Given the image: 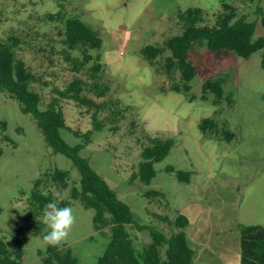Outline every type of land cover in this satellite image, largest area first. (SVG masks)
<instances>
[{"label":"rangeland","instance_id":"obj_1","mask_svg":"<svg viewBox=\"0 0 264 264\" xmlns=\"http://www.w3.org/2000/svg\"><path fill=\"white\" fill-rule=\"evenodd\" d=\"M222 1L0 0V41L9 35L22 40L18 55L39 78L32 87L42 95L41 108L52 99L55 87L63 89L74 77L62 42L64 24L51 15L59 11L65 16L78 15L98 30L103 39L102 75L110 91L104 98L87 95L98 103L107 101L108 107L99 115L103 128L94 130L81 154L141 224L170 235L177 230L175 219L186 215L189 224L185 230L195 250L193 264H240L239 226L264 224V48L243 58L235 52H213L204 40L193 42L189 57L196 63L198 75L188 96L169 91L171 81L157 70L169 51L152 66L140 50L181 32L179 9L202 8L207 23L213 25ZM226 1L237 9V18L256 22L254 39L264 36L259 14L264 0ZM208 77L224 79L225 96L235 100L232 106L226 99L215 106L211 94L202 97ZM61 106L68 127L81 132L94 128V108L68 99H62ZM113 109H120L121 115ZM210 116L218 119L220 127L226 123L234 138L228 141L216 134H203L199 123ZM2 120L8 124L0 138L7 134L11 141L0 139V228L10 244L15 224L25 221L34 181L55 168L68 170L67 189L52 183L47 186L59 194L56 201L60 202L69 199L71 187L79 185L80 174L71 160L46 144L35 118L23 113L19 102L0 90ZM61 134L69 144L81 141L70 130L62 129ZM150 137H172L175 144L164 160L155 163L157 174L146 183L138 171ZM167 165L191 170L190 182H180L175 173L165 170ZM150 190L162 194L148 195ZM71 208L75 223L60 245L71 247L79 264H96L108 244L110 230L94 229V209L79 201ZM27 226L22 264H39V251L47 244L35 234L33 222L28 221ZM128 231L137 250L151 241L148 231ZM162 255L165 258V249Z\"/></svg>","mask_w":264,"mask_h":264},{"label":"trees","instance_id":"obj_2","mask_svg":"<svg viewBox=\"0 0 264 264\" xmlns=\"http://www.w3.org/2000/svg\"><path fill=\"white\" fill-rule=\"evenodd\" d=\"M259 14L264 26L263 8L259 9ZM51 16H56L64 24L62 42L66 59L71 63V70L74 72L73 79L63 89L55 87L54 96L45 108H41L42 95L32 87L39 78L18 55L22 40L15 35H9L0 41V90L18 101L23 113L31 114L35 118L46 144L54 153L71 160L80 174L79 185L71 187L69 199L56 203L60 207H71L74 201H79L83 207L94 209L93 225L96 231L109 228L108 244L96 264H193L195 250L190 246L185 230L189 224L186 215L180 214L175 219L177 230L170 235L153 225L141 224L135 218L131 207L93 168L89 159L82 156L81 151L91 142L94 130L103 128L99 115L108 107L107 101L98 103L87 95L93 93L97 98H104L110 91V85L104 81L102 75L105 68L101 53L103 39L97 29L78 15L65 16L59 11ZM206 17L207 12L202 8H188L185 11L179 9L177 19L181 32L167 37L161 43L147 44L140 50V55L152 66L158 58L170 52L163 57V62L157 68L171 81L169 91L187 96L190 94L191 82L198 75V67L189 57L190 48L195 41L204 40L207 48L213 52H235L243 58H249L264 48V36L255 39L253 37L256 22L248 21L244 16L237 18V9L226 0L222 1V10L216 14L213 25L207 23ZM261 66L264 69V53ZM80 74H84L86 78ZM208 94L213 95L215 106H219L224 99L231 106L235 103L231 95L225 96L222 77H208L204 80L202 97L207 98ZM62 99L94 108V128L81 132L68 127L61 106ZM113 110L115 114L121 115L120 109ZM7 124L5 120L0 121V131H6ZM199 128L203 134H216L218 138L228 141L235 136L226 123L220 127L218 119L213 116L203 118ZM62 129L70 130L81 141L74 145L69 144L61 134ZM0 139L3 142L11 141L7 134H2ZM174 144L175 139L172 137H150L149 143L143 148L142 161L139 163L138 176L142 181L151 182L157 174L155 163L164 160ZM2 153L0 147V155ZM165 170L175 173L180 182L186 183L190 182L193 174L191 170L176 169L173 165H167ZM69 179L68 170L55 168L34 181L28 196L29 209L25 221L15 224L10 244L1 236L0 228V264H22L24 247L28 241V221L33 222L36 235L43 238L46 233L45 225L41 223L42 210L47 202L54 199V193L47 188L48 183L64 190L69 187ZM147 194L162 193L150 190ZM164 219L169 222L167 218ZM239 227L240 264H264V224H241ZM128 228L139 232L148 231L151 241L144 244L141 250H137ZM163 249L165 258L162 255ZM39 253V264H79L72 248L66 245H47Z\"/></svg>","mask_w":264,"mask_h":264},{"label":"clouds","instance_id":"obj_3","mask_svg":"<svg viewBox=\"0 0 264 264\" xmlns=\"http://www.w3.org/2000/svg\"><path fill=\"white\" fill-rule=\"evenodd\" d=\"M58 193H54V199L43 207L41 223L45 225L46 233L44 242L49 246H58L70 234L75 223V216L71 207H60L56 203Z\"/></svg>","mask_w":264,"mask_h":264}]
</instances>
